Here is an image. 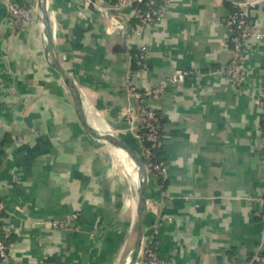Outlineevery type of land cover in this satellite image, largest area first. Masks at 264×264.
Listing matches in <instances>:
<instances>
[{
	"label": "crops",
	"instance_id": "obj_1",
	"mask_svg": "<svg viewBox=\"0 0 264 264\" xmlns=\"http://www.w3.org/2000/svg\"><path fill=\"white\" fill-rule=\"evenodd\" d=\"M11 1L35 11L34 23L16 28L0 0V198L13 263L125 264L144 209L143 240L161 264H258L264 39L245 43L240 82L227 76L228 20L244 0H166L153 24L113 0H95L105 14L91 0H49L50 49L40 0ZM248 21L264 34L262 12ZM178 71L193 74L149 103L162 117L167 177L148 179L141 209L132 160H143L141 102L128 85L144 92ZM75 214L66 228L53 226Z\"/></svg>",
	"mask_w": 264,
	"mask_h": 264
},
{
	"label": "built area",
	"instance_id": "obj_2",
	"mask_svg": "<svg viewBox=\"0 0 264 264\" xmlns=\"http://www.w3.org/2000/svg\"><path fill=\"white\" fill-rule=\"evenodd\" d=\"M9 8V15L12 18L13 25L16 28H22L25 24L34 23V9L6 0ZM115 8L118 10L133 9L136 11L138 18L143 24H153L159 22L164 17L168 2L166 0H113ZM145 5L146 9L141 10L139 6ZM260 11L264 16V0H244L236 3L235 11L230 15L228 24L232 28V44H233V58L227 69L228 78L237 84L240 82L242 72L244 69V46L250 38L256 40H263L264 34L260 32H253L249 26V15L252 11ZM140 58V68H145L146 49ZM190 71H178L175 75L169 77L165 82L155 88L148 89L144 92H139L138 89L129 82L128 94L140 100L138 123L139 131L138 139L143 147V160L149 165L156 176L164 183L167 177V169L165 162L153 163L152 152L144 148L146 143L156 146L161 144L159 116L157 112L150 106V102L160 100L170 85L182 84L185 79L192 75ZM262 111L264 120V90L261 98L258 101ZM5 212V207L0 200V230L8 234L5 225V218L1 213ZM78 219V214L73 215L66 221L54 222L53 226L57 228H66L70 223ZM71 225V224H70ZM141 258L144 264H161L154 247L150 246L146 241L143 242ZM0 264H14L9 255V248L5 242L0 239ZM258 264H264V256L258 257Z\"/></svg>",
	"mask_w": 264,
	"mask_h": 264
},
{
	"label": "water",
	"instance_id": "obj_3",
	"mask_svg": "<svg viewBox=\"0 0 264 264\" xmlns=\"http://www.w3.org/2000/svg\"><path fill=\"white\" fill-rule=\"evenodd\" d=\"M94 2L95 0H91L90 3V9L99 13H104L103 10H95L94 8ZM40 12H41V18H40V24H41V28L43 30V35H44V40L48 46V48H52V40H51V36H50V16H49V0H40ZM50 51V50H48ZM52 64L61 72L64 80L66 81V84L68 85V87L70 88V90H72V93L77 101L78 104H80V100L79 98L75 95V89H74V85L73 83L67 78V76L65 75V73L61 70V68L59 67L58 61L56 59H53ZM84 126L86 128V130L88 131V133L90 135H93L92 131L90 130L89 126L86 124L84 118ZM111 144L115 147L120 146L118 143L116 142H112ZM132 160L134 162V164L136 165V167L138 168L140 174L146 178V179H154L156 178V174L152 171V169L149 167V165L142 159L138 158L136 155L132 154ZM144 210V209H142ZM140 210V218H139V223H138V228H137V237H136V242H135V246L134 249L132 251L131 254V258H130V263L129 264H139L140 260H141V253H142V247H143V242H144V227H145V218L143 216V212ZM142 211V212H141Z\"/></svg>",
	"mask_w": 264,
	"mask_h": 264
},
{
	"label": "trees",
	"instance_id": "obj_4",
	"mask_svg": "<svg viewBox=\"0 0 264 264\" xmlns=\"http://www.w3.org/2000/svg\"><path fill=\"white\" fill-rule=\"evenodd\" d=\"M139 8L141 10H145L146 6L142 5V6H139ZM157 114L159 116V127H160L161 144L153 146V144L146 143L144 145L145 149H148V150H150L152 152V155H153L152 162L153 163H160V162L165 161L164 158H163V148H162V136H163V133H162V130H161L162 117H161V115L159 113H157ZM160 182H161L162 185L164 184L161 179H160ZM0 200H1V198H0ZM4 215H5L4 212H2L1 216L4 217ZM6 237H7L6 234L2 230H0V239L5 242L7 247H9V244L6 242V239H7ZM149 245L154 247L153 242L149 243Z\"/></svg>",
	"mask_w": 264,
	"mask_h": 264
},
{
	"label": "bare ground",
	"instance_id": "obj_5",
	"mask_svg": "<svg viewBox=\"0 0 264 264\" xmlns=\"http://www.w3.org/2000/svg\"><path fill=\"white\" fill-rule=\"evenodd\" d=\"M87 113V112H86ZM109 129V128H108ZM111 132V131H110ZM113 134V132H112ZM123 136V135H122ZM129 143V142H128ZM117 149V148H116ZM120 151V150H119ZM124 155V154H123ZM122 157V156H121ZM120 157V158H121ZM128 165V164H127ZM137 168V167H136ZM135 170V169H134ZM148 183L149 180L144 178L143 176L139 179V198H138V203L140 208H144L148 205ZM130 258L129 256L126 258L125 264L130 263Z\"/></svg>",
	"mask_w": 264,
	"mask_h": 264
},
{
	"label": "rangeland",
	"instance_id": "obj_6",
	"mask_svg": "<svg viewBox=\"0 0 264 264\" xmlns=\"http://www.w3.org/2000/svg\"><path fill=\"white\" fill-rule=\"evenodd\" d=\"M25 25H26V24H25ZM25 25L22 27V29H25V27H26Z\"/></svg>",
	"mask_w": 264,
	"mask_h": 264
}]
</instances>
